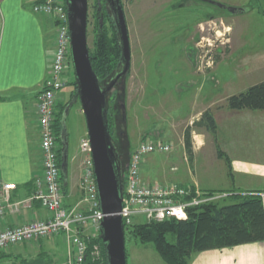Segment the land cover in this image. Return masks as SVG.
<instances>
[{
  "label": "rangeland",
  "instance_id": "obj_1",
  "mask_svg": "<svg viewBox=\"0 0 264 264\" xmlns=\"http://www.w3.org/2000/svg\"><path fill=\"white\" fill-rule=\"evenodd\" d=\"M215 1L246 7L249 12L224 14L226 10L201 0H124L132 54L136 58L145 57L149 65L145 69L147 81L140 82L137 78L132 84L128 71L109 93L108 121L122 174L132 152L146 137L170 142L172 149L148 155L143 163L144 177L157 160L171 173L175 165L171 161L172 154L179 146L186 145L187 137L192 140L195 133L187 123L192 101L197 97L221 100L228 93L244 91L264 76L261 70L250 69L246 74L247 69L240 67L252 60L251 54L256 50L264 51V0ZM88 6V43L94 51L98 24L105 26L111 35L114 14L106 0H88ZM192 35L193 44L188 43ZM182 36L183 40H179ZM188 61L193 62L195 74ZM123 69L124 64L119 63L101 85L106 87ZM74 79L76 81L74 66L70 64L66 72L67 85L60 91L58 105H63L64 110L68 107L65 124L70 158L77 154L83 158L80 143L87 125L77 81L72 83ZM220 104L221 111L214 115L216 132L192 125L195 131H204L206 135V145L198 156L196 169L211 179H231L234 184L241 182L245 187L252 184L264 190V113H230L223 102L216 105ZM57 146L62 148V143L58 141ZM188 158L189 155L180 158L181 168H186ZM250 168L255 174L250 175ZM75 177L70 176L72 183ZM158 177L162 176L158 174ZM59 249L68 254L67 243ZM126 258L127 264H166L151 244L140 243L133 236L126 239ZM33 264L45 263L35 261Z\"/></svg>",
  "mask_w": 264,
  "mask_h": 264
},
{
  "label": "crops",
  "instance_id": "obj_2",
  "mask_svg": "<svg viewBox=\"0 0 264 264\" xmlns=\"http://www.w3.org/2000/svg\"><path fill=\"white\" fill-rule=\"evenodd\" d=\"M35 2L36 0H0V180L4 183L16 184V188L11 193L12 202L30 197L35 192L36 178L42 174L37 103L38 95L52 63L55 24L53 18L33 10ZM183 37L179 40H183ZM191 38V40L188 39V43L193 44V35ZM251 57V61L247 60L240 67L247 69L246 74L250 69H256L255 72L261 70V73H264V51L256 50ZM188 62L192 73L195 74L193 62ZM148 65L145 57L136 58L135 55H131L129 71L132 84L137 78L140 82L147 81L145 69ZM259 80L263 81L264 76H260ZM131 90L133 86L130 92ZM231 94L234 93H228L221 100L215 98L209 101V99L202 100L197 97L192 101V110L187 121L193 129L192 132H195L190 140L191 153L188 148H186L188 151L185 149L187 144L182 148L179 146V149L171 156V161L175 164L171 173L165 170L161 162L158 163L157 160L156 165L154 164L148 175L144 177L142 166L143 178L147 183L175 182L202 190L226 191L234 194L264 193V190L252 184L245 187V184L241 182L234 184L231 179L218 181L196 169L198 156L206 145V135L204 131H195L197 129L192 125L208 109H211L214 115L221 111L222 108L219 107L222 104H216L223 102L226 105V99ZM58 98L61 99L59 95ZM226 110L230 113L243 111L264 113V110L233 111L227 107ZM202 128L208 131L205 127ZM86 135L85 131L83 137ZM187 155L190 161L183 169L179 161L181 157ZM167 158L170 159V157ZM81 169L82 157L77 154L70 158L68 150V176L63 182L66 207L75 205L81 198L79 189ZM252 171L250 168V175L255 174ZM158 174L162 177L159 178ZM71 175L76 176L73 183L70 181ZM241 187L245 188L242 190ZM48 217V210L35 200L29 207H22L19 211L8 208L5 216L0 220V229ZM86 234L92 235V229L89 228ZM62 241L66 243L63 236H58L13 246L0 252V264H33L35 261L45 264H62L67 258V254L61 253L59 249L63 245ZM191 264H264V241L202 251L193 258Z\"/></svg>",
  "mask_w": 264,
  "mask_h": 264
},
{
  "label": "built area",
  "instance_id": "obj_3",
  "mask_svg": "<svg viewBox=\"0 0 264 264\" xmlns=\"http://www.w3.org/2000/svg\"><path fill=\"white\" fill-rule=\"evenodd\" d=\"M33 10L53 18L55 24L52 63L37 103L42 174L35 180V192L30 197L15 202L11 201V193L16 184L0 180V220L8 208L19 211L22 207H29L35 200L48 210L49 217L0 229V252L34 240L63 236L68 246L67 258L63 264H83L89 250L87 239L100 234L104 213L100 209L92 146L88 135L80 143L83 154L79 183L81 198L71 207L64 204L65 193L54 124L58 95L67 85L66 72L72 64L66 0H36ZM207 66L210 67L209 62ZM171 149L170 142L146 137L132 152L124 184L123 208L120 212L125 225L130 226L138 221L161 222L173 217L187 219L189 208L223 201L234 194L202 190L175 182L147 183L142 174L145 158L152 153L169 152ZM89 228L93 231L92 235L86 234ZM90 255L96 261L103 259L101 243L93 245Z\"/></svg>",
  "mask_w": 264,
  "mask_h": 264
},
{
  "label": "trees",
  "instance_id": "obj_4",
  "mask_svg": "<svg viewBox=\"0 0 264 264\" xmlns=\"http://www.w3.org/2000/svg\"><path fill=\"white\" fill-rule=\"evenodd\" d=\"M121 2L123 4L124 0ZM97 27L95 49L90 50V58L93 69L102 82L110 77L119 65L122 50L113 24L111 35L102 24ZM72 83L76 84L75 79ZM58 107L54 130L57 141L61 142L60 133L65 110L61 104ZM226 107L233 111L264 110V80L228 96ZM108 122L110 128V120ZM195 125L216 132L217 122L213 111L206 110ZM186 144L191 153L189 137ZM58 158L61 164V148L58 149ZM126 172L122 174L124 184ZM65 179L62 174V181ZM127 236H133L140 243L151 244L166 264H191L193 258L202 251L264 241V197L256 193L232 194L223 201L189 208L187 219L173 217L161 222L138 221L130 226L125 225V240ZM87 241L89 250L83 264H106L100 234L90 236ZM97 242L101 243L103 248L101 261L94 260L90 255L93 245Z\"/></svg>",
  "mask_w": 264,
  "mask_h": 264
},
{
  "label": "water",
  "instance_id": "obj_5",
  "mask_svg": "<svg viewBox=\"0 0 264 264\" xmlns=\"http://www.w3.org/2000/svg\"><path fill=\"white\" fill-rule=\"evenodd\" d=\"M110 1L114 14V25L119 35L122 50L123 71L103 87L93 69L88 43V0H66L70 30L71 58L78 86L79 99L87 125V135L92 146L96 183L100 209L104 213L100 225L106 264H127L125 224L120 214L123 208L124 182L121 163L112 143L108 122L109 93L120 77L127 74L131 65V44L125 11L121 0ZM226 10L229 15L243 14L249 8L227 5L215 0H201ZM64 112L60 133L61 171L68 176V131Z\"/></svg>",
  "mask_w": 264,
  "mask_h": 264
},
{
  "label": "flooded vegetation",
  "instance_id": "obj_6",
  "mask_svg": "<svg viewBox=\"0 0 264 264\" xmlns=\"http://www.w3.org/2000/svg\"><path fill=\"white\" fill-rule=\"evenodd\" d=\"M106 3L108 4V6L110 7V9H111V11H113V7H112V5H111V3H110V1H108V0H106ZM226 12H224V14H225ZM131 51H132V49H131ZM111 81V80H110ZM128 165H129V162L127 163V165L125 166V172L128 170Z\"/></svg>",
  "mask_w": 264,
  "mask_h": 264
}]
</instances>
